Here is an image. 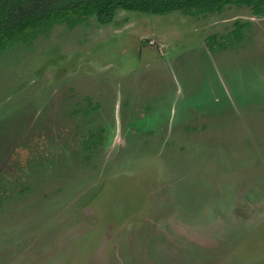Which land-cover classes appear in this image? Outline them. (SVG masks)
<instances>
[{"label":"rangeland","instance_id":"374dc122","mask_svg":"<svg viewBox=\"0 0 264 264\" xmlns=\"http://www.w3.org/2000/svg\"><path fill=\"white\" fill-rule=\"evenodd\" d=\"M0 264H264V16L122 11L4 50Z\"/></svg>","mask_w":264,"mask_h":264},{"label":"trees","instance_id":"16d2710c","mask_svg":"<svg viewBox=\"0 0 264 264\" xmlns=\"http://www.w3.org/2000/svg\"><path fill=\"white\" fill-rule=\"evenodd\" d=\"M229 6L264 16V0H0V54L17 43L30 46L56 26L74 29L90 19L110 24L117 12L199 17L221 13Z\"/></svg>","mask_w":264,"mask_h":264},{"label":"flooded vegetation","instance_id":"af4514ba","mask_svg":"<svg viewBox=\"0 0 264 264\" xmlns=\"http://www.w3.org/2000/svg\"><path fill=\"white\" fill-rule=\"evenodd\" d=\"M152 125H155V124L153 123ZM91 138L98 139L99 136H98L97 134L95 135V134H92V133H91V134L88 136V138H87V145H88V144H91V145H90L91 147H95V146L98 145V143H100V142L95 143L96 141H93V142L89 143V141H90ZM87 145H86V146H87ZM90 146H88V147L90 148ZM85 150H89V149H86V147H85Z\"/></svg>","mask_w":264,"mask_h":264}]
</instances>
